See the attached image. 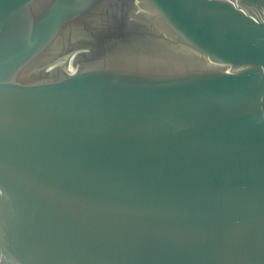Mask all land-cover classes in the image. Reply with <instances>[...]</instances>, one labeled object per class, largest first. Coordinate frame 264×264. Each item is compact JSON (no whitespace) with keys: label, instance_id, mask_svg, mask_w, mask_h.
<instances>
[{"label":"water","instance_id":"95a60500","mask_svg":"<svg viewBox=\"0 0 264 264\" xmlns=\"http://www.w3.org/2000/svg\"><path fill=\"white\" fill-rule=\"evenodd\" d=\"M0 264H264V0H0Z\"/></svg>","mask_w":264,"mask_h":264}]
</instances>
